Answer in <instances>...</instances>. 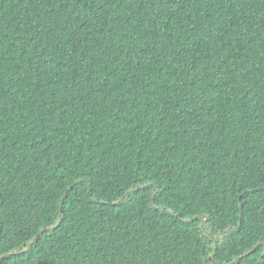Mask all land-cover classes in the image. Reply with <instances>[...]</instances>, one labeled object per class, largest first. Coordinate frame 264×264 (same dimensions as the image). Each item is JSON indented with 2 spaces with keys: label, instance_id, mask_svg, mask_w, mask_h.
<instances>
[{
  "label": "trees",
  "instance_id": "trees-1",
  "mask_svg": "<svg viewBox=\"0 0 264 264\" xmlns=\"http://www.w3.org/2000/svg\"><path fill=\"white\" fill-rule=\"evenodd\" d=\"M262 185L264 0H0V264H264Z\"/></svg>",
  "mask_w": 264,
  "mask_h": 264
},
{
  "label": "snow or ice",
  "instance_id": "snow-or-ice-1",
  "mask_svg": "<svg viewBox=\"0 0 264 264\" xmlns=\"http://www.w3.org/2000/svg\"><path fill=\"white\" fill-rule=\"evenodd\" d=\"M262 187H264V185H262ZM162 196L164 195L163 193H153V197H156V196ZM121 203H123V201H121ZM71 208V205H69V209H62L59 205L56 206V211L57 213H59L60 215L63 216L64 219H67L68 218V215H67V212L68 210H70ZM169 212H171V209H168ZM60 215H58L57 217V220H58V223H63V220L60 219ZM55 227V226H53ZM201 259L204 261V264H214V260H215V257L210 253L208 255V257H201Z\"/></svg>",
  "mask_w": 264,
  "mask_h": 264
}]
</instances>
